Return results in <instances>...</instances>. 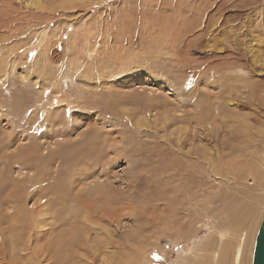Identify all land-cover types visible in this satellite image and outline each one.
I'll return each instance as SVG.
<instances>
[{"label":"rangeland","instance_id":"obj_1","mask_svg":"<svg viewBox=\"0 0 264 264\" xmlns=\"http://www.w3.org/2000/svg\"><path fill=\"white\" fill-rule=\"evenodd\" d=\"M75 1L4 11L26 20L0 26V264H237L240 241L252 264L264 105L231 53L195 44L176 61L162 45L215 1ZM226 4L213 47L248 28L242 45L263 66L264 0ZM235 98L247 104H227Z\"/></svg>","mask_w":264,"mask_h":264},{"label":"bare ground","instance_id":"obj_2","mask_svg":"<svg viewBox=\"0 0 264 264\" xmlns=\"http://www.w3.org/2000/svg\"><path fill=\"white\" fill-rule=\"evenodd\" d=\"M148 1H150L151 3H153V0L151 1V0H148ZM178 0H176V2H177ZM215 2H214V4L215 5H212V6H210L212 3H213V1L211 2V4H209V9H206V6L208 7V5H207V3L205 2L204 4H206V6H205V10L202 12L203 14L201 15L203 18H202V20H201V18H200V21H201V23H196L197 25H195V26H191V27H187L188 25H189V23H186V27H185V32L184 33H180L179 32V29H174V30H172V29H170V30H168V32H170V34H167V35H165L164 34V37H163V39H164V41H163V43H162V45L164 44V42L165 41H167L168 43L167 44H169L170 45V48H171V50H173L175 53V55H174V59L176 60V61H178V60H181L182 59V56L180 55L181 54V51L182 50H184L186 53H190V52H188L189 50H190V48L192 47V46H194L195 44H198V46H200V48H202V50L203 49H205L206 51H207V53L209 54V55H214L215 57H218V56H220V57H222L225 53H231L232 55L230 56V57H232V58H235L236 60L235 61H233V62H229V64L230 63H233L231 66H229V68L230 69H235L236 71H238L239 73H240V78H241V81H242V83H243V85L245 86V87H250V88H245L244 90L245 91H247V92H250L251 94H252V96L255 98V99H257V100H259L260 101V103L261 104H263L264 105V80H261V78L260 77H256L257 75H260V73H261V71H263L264 70V65L263 66H257V64H259L260 63V61L262 60V57H259V56H257V55H251L250 53H249V50H248V48L247 47H243V45L242 44H245L246 43V37L245 36H247L249 33H248V28L246 29H244V27L243 28H241V30H240V27H239V29H238V27H237V29L239 30V33L237 34V33H234V34H230L229 35V37H230V39H229V41L228 42H226L227 41V39H226V43H222L223 45H220V46H218V47H213L214 45L213 44H215L214 43V41H216V39L214 38V36H215V32H216V30H219L220 28H221V25L220 24H218L219 22H217V20H215V13H219L227 4H226V0H214ZM228 1V0H227ZM235 2H237V3H239V4H237V5H240L242 2H244L245 0H234ZM257 1V0H256ZM259 1V0H258ZM38 2H40V5L43 3V0H30V1H28V0H0V19L1 20H4V24L3 25H1L0 24V26H3L5 29H9L10 27H11V25H10V20H12V21H17V23H21V22H19V21H22L23 22V19L24 18H22L21 16H19L17 13L15 14V16L14 17H11V15L9 16L8 15V13L7 14H5L4 13V11H9L10 9H15L16 10V12L18 11V12H22V10L24 11V9H29V10H31L32 9V7H33V5L34 4H37ZM62 2H63V0H59V5L61 6L62 5ZM64 2H65V4H66V6H69V5H73V3H75V4H77V2L78 1H75V0H64ZM159 2V1H158ZM167 2H169V1H167ZM173 1H171V3H172ZM185 1L184 0H180V2H179V5L178 6H180V8H181V6L183 5V3H184ZM200 2V4H201V1H199ZM198 2V3H199ZM221 2V3H220ZM81 3V2H80ZM102 3V2H101ZM160 3H162L161 2V0H160ZM186 3L188 4V2L186 1ZM192 3V2H191ZM210 3V2H209ZM253 3V2H252ZM255 3V2H254ZM75 4H74V6H75ZM87 4V3H86ZM85 4V5H86ZM107 4V3H106ZM108 4H110V3H108ZM165 4V3H164ZM174 4V3H173ZM203 4V3H202ZM204 4H203V7H204ZM93 5V4H92ZM186 5V4H185ZM185 5H183V6H185ZM189 5V4H188ZM197 5V4H196ZM57 6V5H56ZM94 6V5H93ZM171 6V5H170ZM173 6H175L176 7V4L175 5H173ZM177 6V8H179ZM189 6H192V7H189V8H193L195 5H194V1H193V3L191 4V5H189ZM202 6V5H201ZM61 7H64V6H61ZM103 6H101L100 8H102ZM157 7V6H156ZM159 7V6H158ZM187 7V6H186ZM198 7V6H197ZM203 7H201V8H203ZM87 8V7H86ZM104 8V7H103ZM171 8V7H170ZM173 8V7H172ZM179 8V9H180ZM200 8V9H201ZM182 9V8H181ZM194 9V8H193ZM28 10V11H29ZM190 10V9H189ZM192 10V9H191ZM198 10V9H197ZM240 10V9H239ZM106 11V10H105ZM180 11V10H179ZM196 8H195V10H194V13L193 14H195L196 12ZM214 11V13H212ZM192 12V11H191ZM26 13V12H25ZM122 13H124V11L122 12ZM201 13V12H200ZM132 14V13H131ZM236 14V13H235ZM241 14V13H240ZM242 15V14H241ZM124 15L122 14V17H123ZM125 17V16H124ZM185 17V16H184ZM192 17V19H193V16H191ZM236 17H237V15H236ZM129 18V17H128ZM217 18V17H216ZM237 18H239V17H237ZM124 19V18H123ZM188 19V18H187ZM195 19H198V14H196V16H194V19H193V21L195 20ZM24 20H26V19H24ZM108 20V19H107ZM124 20H126V19H124ZM184 20V19H183ZM220 20V19H219ZM126 21H128L129 22V20H126ZM182 21V20H181ZM199 21V20H198ZM225 21H226V18H225ZM107 22V21H106ZM131 22V21H130ZM129 22V23H130ZM196 22V21H195ZM194 22V23H195ZM227 22V21H226ZM226 22L224 23V24H226ZM232 22V21H231ZM246 22V21H245ZM13 23V22H12ZM178 23L180 24L179 25V27H182L181 25V23L178 21ZM177 23V24H178ZM247 23V22H246ZM105 24V23H104ZM109 24V23H108ZM125 24H126V22H125ZM128 24V23H127ZM131 24H132V22H131ZM148 24H151L150 22L148 23ZM22 25H23V23H22ZM102 25H103V23H102ZM113 25H114V23H113ZM113 25H111V26H113ZM123 25V24H122ZM121 25V26H122ZM217 27H216V26ZM219 25H220V28L218 29V27H219ZM245 25H247V24H245ZM13 26H16V24L14 23L13 24ZM105 26V25H104ZM127 26V25H126ZM131 26V25H130ZM153 26L154 25H152V27L150 28V29H152L153 28ZM175 26V25H174ZM103 27V26H102ZM123 27V26H122ZM127 27H129V26H127ZM132 27V26H131ZM141 27H142V25H141ZM157 27V26H156ZM172 27V26H171ZM228 27V26H227ZM16 28V27H15ZM21 28V27H20ZM105 28V27H104ZM107 28V27H106ZM118 28V27H117ZM148 27L146 28V29H149ZM154 28H155V26H154ZM173 28V27H172ZM175 28V27H174ZM234 28V27H233ZM232 28V29H233ZM17 29V28H16ZM87 29V28H86ZM98 29V28H97ZM125 29V28H124ZM156 29V28H155ZM160 29V28H159ZM159 29H157V31H159ZM181 29H183V28H181ZM99 30V29H98ZM100 30H101V27H100ZM99 30V31H100ZM106 30V29H105ZM143 30V29H142ZM153 30V29H152ZM166 30H167V28H166ZM228 30V29H227ZM18 31H19V29H18ZM87 31H89V29L87 30ZM104 31V30H103ZM128 31V30H127ZM144 31H145V29H144ZM147 31V30H146ZM156 31V32H157ZM183 31V30H182ZM86 32V31H85ZM105 32V31H104ZM107 32V31H106ZM153 32H155V31H153ZM163 32V31H162ZM161 32V33H162ZM172 32V33H171ZM87 33V32H86ZM85 33V34H86ZM142 33H143V31H142ZM141 33V34H142ZM225 33V32H224ZM232 33H233V31H232ZM89 34H90V32H89ZM144 34V33H143ZM158 34V33H157ZM157 34H155L156 36H157ZM82 35V34H81ZM95 35H97V34H95ZM99 35V34H98ZM129 35H131V34H129ZM149 35V34H148ZM159 35V34H158ZM88 36V35H87ZM87 36H86V39H87ZM94 36V35H93ZM113 36V35H112ZM132 36V35H131ZM130 36V37H131ZM142 36V35H141ZM145 36V35H144ZM155 36V38H158V37H156ZM161 36V35H160ZM159 36V37H160ZM217 36V35H216ZM249 36V35H248ZM247 36V37H248ZM252 36V35H251ZM89 37V36H88ZM117 37V36H116ZM115 37V38H116ZM133 37H134V39L136 40L137 38L135 37V35H133ZM133 37L131 38L132 40H133ZM83 38V37H82ZM85 38V37H84ZM91 38V37H90ZM138 38H141V37H138ZM142 38H146V37H142ZM151 38H153V36L151 37ZM155 38H153V39H151V44H154L153 43V41L155 40ZM161 38V37H160ZM217 38V37H216ZM228 38V37H227ZM130 39V38H129ZM213 39H215L214 41H213ZM86 41V40H85ZM49 42V41H48ZM88 42H89V39H88ZM47 43V42H46ZM45 43V45L43 46V48L44 49H46L47 50V53H50V52H48V51H50L49 49H50V47L51 46H49L48 44H46ZM51 43V42H50ZM135 43V42H134ZM156 43V42H155ZM161 43V42H160ZM166 43V42H165ZM150 44V43H149ZM150 44V45H151ZM162 45H160V44H158L157 46H162ZM154 46V45H153ZM168 46V45H167ZM167 46H165V48L167 47ZM155 47V46H154ZM163 47V46H162ZM156 48V47H155ZM164 48V47H163ZM185 48V49H184ZM56 49L57 48H55L52 52H51V58H48L47 56V59H46V65H48L50 62H52V61H55V59L57 58V56L59 55L58 54V51H56ZM150 48H149V46H148V49H147V51L149 50ZM151 49H152V47H151ZM154 49V48H153ZM160 49V47H158V49H155V51L156 50H158L159 52L161 51V50H159ZM58 50V49H57ZM165 50V49H164ZM201 50V51H202ZM60 51V50H59ZM157 51V52H158ZM45 52V51H44ZM44 52H42V53H44ZM169 52V51H168ZM203 52V51H202ZM41 53V54H42ZM151 52H149V54H150ZM162 53V52H161ZM252 53V52H251ZM49 55V54H48ZM153 55V53L151 54V56ZM158 55H160V54H158ZM186 55V54H185ZM148 56V55H147ZM154 56V55H153ZM187 56V55H186ZM44 57V56H43ZM46 57H44V58H46ZM155 58H156V56H154ZM211 57V56H210ZM254 57V58H253ZM185 58V57H184ZM146 59V58H145ZM252 59V60H251ZM71 61V60H70ZM182 62H183V60H182ZM185 62V61H184ZM180 63V62H179ZM182 64V63H181ZM176 67V66H175ZM179 68H181L180 66H178ZM194 67V66H193ZM197 67V66H196ZM228 67V66H227ZM177 68V67H176ZM195 68V67H194ZM194 68H188L190 71L191 70H194ZM224 68V67H223ZM218 69V68H217ZM176 72V71H175ZM196 72H197V70H196ZM198 73V72H197ZM193 75H197V74H193ZM195 76H194V78H195ZM198 76V75H197ZM199 77V76H198ZM190 78H193V77H190ZM196 79V78H195ZM171 80V79H170ZM197 80V79H196ZM242 85V86H243ZM63 97V96H62ZM65 101V100H64ZM232 101H234L233 99H229L228 100V102H227V104L228 105H230V104H234V105H236V106H244V105H246L247 103H246V101H244V100H241V99H236L235 98V102L234 103H232ZM258 104L259 106H262L261 104ZM71 104V103H70ZM61 106V105H60ZM67 113V112H66ZM238 125H241L242 127H244L243 129H240L239 130V132H241V133H247L248 132V128H249V124H247V121L246 120H244V119H240V120H238V123H237ZM18 136V135H17ZM0 142H2V141H0ZM5 142V141H4ZM11 142H12V140H11ZM3 143V142H2ZM263 158H264V155H263ZM263 161H264V159H263ZM263 161H260V163L261 164H264V162ZM262 166V165H261ZM262 168L264 169V167L262 166ZM261 174V177L258 179V177L256 176V179H257V181L258 182H261V183H264V170L263 171H261L260 172ZM101 177V176H100ZM263 187V186H262ZM244 214H242V216H243ZM238 224H240V222L238 223ZM237 225V224H236ZM230 229V228H229ZM226 231V230H225ZM227 231H229V230H227ZM220 236H221V239H223L224 238V236H223V233H221V231H220ZM225 239V238H224ZM108 241H110V240H108ZM245 252H246V244H245V242H242V241H240V242H238L235 246H232L231 248H230V251H229V253L231 254V257H230V259L232 260V261H234V262H236L237 264H242V262L244 261V257H245Z\"/></svg>","mask_w":264,"mask_h":264},{"label":"water","instance_id":"obj_3","mask_svg":"<svg viewBox=\"0 0 264 264\" xmlns=\"http://www.w3.org/2000/svg\"><path fill=\"white\" fill-rule=\"evenodd\" d=\"M252 264H264V217L256 235Z\"/></svg>","mask_w":264,"mask_h":264}]
</instances>
